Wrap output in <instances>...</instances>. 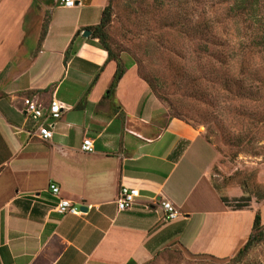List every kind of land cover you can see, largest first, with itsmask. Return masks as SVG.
Listing matches in <instances>:
<instances>
[{
	"label": "crops",
	"instance_id": "0c3cea01",
	"mask_svg": "<svg viewBox=\"0 0 264 264\" xmlns=\"http://www.w3.org/2000/svg\"><path fill=\"white\" fill-rule=\"evenodd\" d=\"M75 1L0 0V264H142L171 245L235 254L251 229L212 182L215 147L200 126L158 117L129 69L111 90L117 63L83 35L108 0ZM53 97L63 114L43 140L25 100ZM51 183L93 207L58 213ZM122 185L140 189L127 211ZM163 200L177 219H165Z\"/></svg>",
	"mask_w": 264,
	"mask_h": 264
},
{
	"label": "rangeland",
	"instance_id": "374dc122",
	"mask_svg": "<svg viewBox=\"0 0 264 264\" xmlns=\"http://www.w3.org/2000/svg\"><path fill=\"white\" fill-rule=\"evenodd\" d=\"M107 5L109 48L149 87L155 114L200 126L216 149L213 184L232 205L251 198L246 243L256 212L264 231V0H108ZM238 251L219 257L171 245L142 264H264V240Z\"/></svg>",
	"mask_w": 264,
	"mask_h": 264
},
{
	"label": "built area",
	"instance_id": "2783aa9c",
	"mask_svg": "<svg viewBox=\"0 0 264 264\" xmlns=\"http://www.w3.org/2000/svg\"><path fill=\"white\" fill-rule=\"evenodd\" d=\"M59 2L64 6L71 7L75 5L76 1L59 0ZM63 109L62 103L56 97H53L47 105L35 99L27 98L25 100V112L39 123L37 136L43 140H49L54 136L57 121L62 117ZM81 149L87 153L93 152V140L91 138H85ZM50 189L57 198L54 209L60 214L82 215L86 213L83 207H87V211L93 207V205L78 204L71 199L62 197L60 195L61 188L56 183H51ZM139 196V188L122 185L116 200L118 210L127 211L131 209ZM161 205L165 211V219L174 220L180 216V211L171 201L163 200L161 201Z\"/></svg>",
	"mask_w": 264,
	"mask_h": 264
},
{
	"label": "trees",
	"instance_id": "16d2710c",
	"mask_svg": "<svg viewBox=\"0 0 264 264\" xmlns=\"http://www.w3.org/2000/svg\"><path fill=\"white\" fill-rule=\"evenodd\" d=\"M110 9H111L110 5H107L105 7V9L103 10V15H102L100 23L97 24V25H94V26H90L88 28V29H90L92 31V34H91L90 38H97V39H99V41L101 43H97L96 41H92V40H90V38L88 40H89V42L91 44L96 45V46L106 50L108 55H109V57H108L109 61L110 60H114L117 63V70H116V73H115V77H114L113 83L111 85V90H114V88L117 86V84L120 81V79L123 77V75L125 73V70L127 68L122 66L120 64V62L114 58L113 52L109 48V45L107 43L106 26L109 23L110 18H111ZM67 55H68V52H67ZM222 199L227 205L231 206L235 210H242V209H245V208H247V207H249L251 205V203H250L251 202V198L250 197L241 198L240 200H242L243 203H241V204L238 203L236 205H232L231 204V199L232 198H228L227 196H223ZM263 240H264V231L262 229V216H261L260 212H256V214L254 216V220H253L252 233H251L249 239L247 240V242L244 244V246L239 249L238 255H241L244 252H246L250 248V246L252 244L258 243V242L263 241ZM2 249L3 248L1 247L0 250H2ZM127 264H137V263L135 261L131 260Z\"/></svg>",
	"mask_w": 264,
	"mask_h": 264
},
{
	"label": "water",
	"instance_id": "95a60500",
	"mask_svg": "<svg viewBox=\"0 0 264 264\" xmlns=\"http://www.w3.org/2000/svg\"><path fill=\"white\" fill-rule=\"evenodd\" d=\"M92 34V31L90 29H86L83 33L85 37H89ZM84 211H87V207H83Z\"/></svg>",
	"mask_w": 264,
	"mask_h": 264
}]
</instances>
